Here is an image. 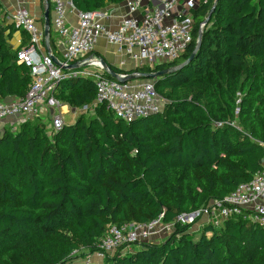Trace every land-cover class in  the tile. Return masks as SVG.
<instances>
[{
  "label": "trees",
  "instance_id": "1",
  "mask_svg": "<svg viewBox=\"0 0 264 264\" xmlns=\"http://www.w3.org/2000/svg\"><path fill=\"white\" fill-rule=\"evenodd\" d=\"M124 1L73 3L85 13ZM214 7L194 60L157 79L161 113L126 123L96 106L94 82L78 78L61 83L57 96L90 115L57 133L39 119L5 129L0 264H64L74 252L94 254L109 227L161 216L176 223L263 169L264 0H200L193 43L174 63L128 72L110 67L125 75L182 65ZM12 28L0 17V100H22L32 84L30 69L18 62L20 50L9 44ZM191 229L176 224L164 240L143 242L130 253L120 249L103 264H264V227L229 220L205 227L198 240Z\"/></svg>",
  "mask_w": 264,
  "mask_h": 264
},
{
  "label": "built area",
  "instance_id": "2",
  "mask_svg": "<svg viewBox=\"0 0 264 264\" xmlns=\"http://www.w3.org/2000/svg\"><path fill=\"white\" fill-rule=\"evenodd\" d=\"M54 9L53 29L62 40V59L45 46L44 29L28 11L19 8L7 17L18 29L29 35V44L17 54L18 62L30 69L32 84L22 100H0V124H11L14 130L29 121L42 119L49 133H57L64 126L63 103L58 98L61 83L71 79H90L96 86L95 105H105L114 116L126 123L148 118L163 111L165 100L156 91L152 80H132L119 83L94 56L97 42L105 37L110 43L125 49L135 69L174 63L193 43V10L200 0H160L157 7H149L140 17L141 0L128 3L129 12L116 30L107 29L103 22L108 18L104 10L79 12L73 0H48ZM77 11L78 24L68 21V10ZM204 23L199 27L202 35ZM77 64V69L70 66ZM93 69V70H91ZM139 76L138 72L133 73ZM124 76V75H123ZM48 120V122H47ZM229 220H244L264 227V159L263 169L248 183L240 184L223 200H211L206 206L191 214L178 217L176 223L165 224L162 216L146 224H130L118 228L109 227L98 245V251L79 258L81 251L74 252L72 259L64 264H94V257L104 260L118 250L130 253L134 246L149 241L159 234L174 232L176 224L220 227ZM78 256V257H77Z\"/></svg>",
  "mask_w": 264,
  "mask_h": 264
},
{
  "label": "crops",
  "instance_id": "3",
  "mask_svg": "<svg viewBox=\"0 0 264 264\" xmlns=\"http://www.w3.org/2000/svg\"><path fill=\"white\" fill-rule=\"evenodd\" d=\"M133 1L136 0H125L120 4L107 5L103 10L109 16L104 20L103 22L104 26L109 30H113V31L116 30L119 24L121 23V21L123 20V18H125L129 12L128 3ZM184 1L185 0H180V4L183 5ZM141 2H142V7L139 9V12L136 14V16L138 17L142 16L147 8L157 7L160 4V0H141ZM19 8H23L28 11L30 16L36 20L39 29H44L46 15L47 14L49 15L51 21L50 38L52 34L53 47L55 48L56 57L58 59H62V51H63L62 40L53 29L52 23L54 18V9L52 4H50L48 0H0V17L4 20L5 25H10L13 27L11 29L12 36L11 39L9 40V44L11 45V48L14 51L21 50L29 44V39H30L29 35L23 30L18 29L14 24H12L10 21L7 20V17L10 14L14 13V11H16ZM194 10L192 12H194ZM67 18L71 25L76 26L78 24L77 11L69 9ZM94 56L99 58L101 57L109 66L115 67L117 69L127 72L131 70H135V65L133 61L130 59V57L127 56L125 49L119 47L118 45L110 43L105 37H101L98 40L94 52ZM60 90L61 89H59L58 92H61ZM1 101L10 103V102H15L17 100L15 98L10 97V98H5ZM62 110H63L62 111L63 114H67L71 111L74 114L77 111L75 109L70 108L68 105L64 103ZM39 120L42 121V119ZM9 126L11 127V124L10 125L5 123L0 124V136L5 132V129L8 128ZM193 229H195L196 232H198L201 231L203 227L197 225L193 227ZM156 236L160 237L161 235L159 233ZM166 237L167 235H165L163 239L162 238L156 239V241L164 240Z\"/></svg>",
  "mask_w": 264,
  "mask_h": 264
},
{
  "label": "water",
  "instance_id": "4",
  "mask_svg": "<svg viewBox=\"0 0 264 264\" xmlns=\"http://www.w3.org/2000/svg\"><path fill=\"white\" fill-rule=\"evenodd\" d=\"M214 10H215V7L210 12L209 17L205 20L204 26H206L210 22L212 14L214 13ZM50 31H51V21H50L49 15L47 14L45 26H44L45 45H46L47 49H50ZM201 37H202V35L200 34L195 52L185 63H183L182 65L172 67L169 69H165L163 71H159V72H155V73H149V74L139 73V76H135L133 74H125L123 76L121 74L116 73L103 59H100V61H101L102 66L105 68L106 72L110 75V77L112 79L118 81L119 83L124 84V83H127V82L132 81V80H153V81H155L160 77H163L166 75H171L177 71H181L189 63H191L194 60L196 52L198 51V48L200 46ZM170 64H167V65H170ZM160 65H162V64H160ZM160 65H157V66H160ZM70 68L71 69H77L78 65L77 64L71 65ZM81 79H83V78H81Z\"/></svg>",
  "mask_w": 264,
  "mask_h": 264
},
{
  "label": "rangeland",
  "instance_id": "5",
  "mask_svg": "<svg viewBox=\"0 0 264 264\" xmlns=\"http://www.w3.org/2000/svg\"><path fill=\"white\" fill-rule=\"evenodd\" d=\"M11 46V45H10ZM93 70V69H91ZM153 81V80H152ZM157 80L153 81L154 83H156ZM63 111V110H62ZM76 114V115H75ZM87 114H91V110H87V109H82V110H77L74 114L71 112L67 113V114H64V122L66 125L70 126V125H74L76 123V120L78 119V117L82 116V115H87ZM77 118V119H76ZM48 122V120H47ZM164 227L160 226L159 229H158V232L160 233V237L158 236H153L151 241H156V239L158 238H164L165 237V233H164ZM192 234H195L197 233L195 239L198 240L200 238V234L198 232H201V231H198L196 232L195 229H191L190 230ZM164 235V236H162ZM134 248H137V246H134ZM90 254V252L88 250H82L79 254V258L82 259L84 256ZM78 257V256H77ZM103 261L101 258H98V257H94L93 259V263L94 264H103Z\"/></svg>",
  "mask_w": 264,
  "mask_h": 264
}]
</instances>
